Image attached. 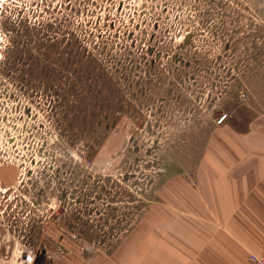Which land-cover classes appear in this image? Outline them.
Returning a JSON list of instances; mask_svg holds the SVG:
<instances>
[{"label": "rangeland", "instance_id": "rangeland-1", "mask_svg": "<svg viewBox=\"0 0 264 264\" xmlns=\"http://www.w3.org/2000/svg\"><path fill=\"white\" fill-rule=\"evenodd\" d=\"M261 116L264 0H0V224L129 235Z\"/></svg>", "mask_w": 264, "mask_h": 264}, {"label": "crops", "instance_id": "crops-1", "mask_svg": "<svg viewBox=\"0 0 264 264\" xmlns=\"http://www.w3.org/2000/svg\"><path fill=\"white\" fill-rule=\"evenodd\" d=\"M229 129V146L225 132L211 141L225 150L218 158H205L209 145L200 156L199 186L168 181L129 235L85 241L39 221L2 223L0 236L12 240L0 258L28 264L29 252L16 256L18 241L31 264H252L251 254L264 257V116L245 131Z\"/></svg>", "mask_w": 264, "mask_h": 264}, {"label": "clouds", "instance_id": "clouds-1", "mask_svg": "<svg viewBox=\"0 0 264 264\" xmlns=\"http://www.w3.org/2000/svg\"><path fill=\"white\" fill-rule=\"evenodd\" d=\"M11 240V235L5 232L3 236H0V246H7ZM16 244V256L23 255L25 252H29L28 264H31L32 256L30 254V250L27 248V246L20 244L18 241ZM0 264H16V257L14 256L11 260L0 258Z\"/></svg>", "mask_w": 264, "mask_h": 264}, {"label": "built area", "instance_id": "built-area-1", "mask_svg": "<svg viewBox=\"0 0 264 264\" xmlns=\"http://www.w3.org/2000/svg\"><path fill=\"white\" fill-rule=\"evenodd\" d=\"M225 118H226L225 116L222 117L221 121H224ZM1 214L3 215V212ZM71 238L77 239V235L73 234ZM249 260L252 264H264V257L256 255V254H251L249 257Z\"/></svg>", "mask_w": 264, "mask_h": 264}]
</instances>
